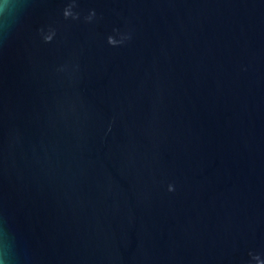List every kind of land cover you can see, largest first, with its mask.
<instances>
[{"label": "water", "instance_id": "obj_1", "mask_svg": "<svg viewBox=\"0 0 264 264\" xmlns=\"http://www.w3.org/2000/svg\"><path fill=\"white\" fill-rule=\"evenodd\" d=\"M0 14V264H264V0H14Z\"/></svg>", "mask_w": 264, "mask_h": 264}, {"label": "clouds", "instance_id": "obj_2", "mask_svg": "<svg viewBox=\"0 0 264 264\" xmlns=\"http://www.w3.org/2000/svg\"><path fill=\"white\" fill-rule=\"evenodd\" d=\"M14 0H0V14L3 18V27L8 28L13 23Z\"/></svg>", "mask_w": 264, "mask_h": 264}]
</instances>
